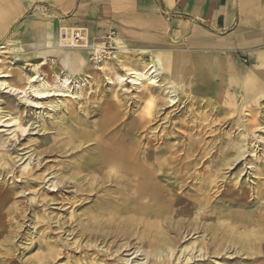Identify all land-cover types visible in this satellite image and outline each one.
Segmentation results:
<instances>
[{
    "label": "bare ground",
    "instance_id": "1",
    "mask_svg": "<svg viewBox=\"0 0 264 264\" xmlns=\"http://www.w3.org/2000/svg\"><path fill=\"white\" fill-rule=\"evenodd\" d=\"M62 27L58 40L45 46L41 63L48 64L53 52L58 66L27 77L21 70L0 68V122L17 125L24 135L21 142L17 136V149L0 137V224H6L0 230V260L203 264L229 251L243 255L247 246L264 250V215L256 214L264 211V186L239 180L246 157L264 145V125L255 113L250 118L234 113L247 100L257 104L264 74L251 69L242 74L224 59L219 71L209 72L215 66L214 61L207 66L209 57L156 54L150 64L124 65L123 75L106 77L107 84L125 81L140 88L133 104L117 91L102 90L95 91L102 106L76 108L82 92L71 99L52 97L69 95L70 80L59 69L71 75L81 70L84 57L74 48L86 47L91 32L86 26ZM4 47L0 42V55ZM161 71L172 90L155 87ZM41 99L51 100L32 112L35 117H22L23 106L41 105ZM173 105L161 118L162 107ZM176 110L180 116L171 120ZM66 113L77 120L72 130L59 121ZM94 116L99 118L90 120ZM159 120L169 129L158 135ZM239 164L242 169L232 171ZM255 171L264 173V160L248 173ZM20 247L37 254L21 260L15 254Z\"/></svg>",
    "mask_w": 264,
    "mask_h": 264
},
{
    "label": "rangeland",
    "instance_id": "2",
    "mask_svg": "<svg viewBox=\"0 0 264 264\" xmlns=\"http://www.w3.org/2000/svg\"><path fill=\"white\" fill-rule=\"evenodd\" d=\"M7 0H0V6L1 3ZM28 1V0H26ZM30 6H28V9L24 11L17 19H15L11 24L8 25L6 30L0 35V42H5L7 40H27L30 38L29 36L32 34V30H35L38 27H59L57 32L56 40H58V36H60V29L64 28L62 26L68 27V28H75L74 26L76 24H80L77 26H86L84 21L81 18H84L89 13L86 11L85 3L82 2V0H29ZM118 2V4H122L120 7V10H115L112 21L115 22V24H127V25H134L137 27L141 26H147L150 30V33H148L149 37L146 39V43L148 45H145L143 43H138L136 41H130L127 36H123L122 33L119 34V32L115 28H108L107 32L103 34L99 39H94L92 37L88 38V44L86 47H77L74 48L76 52L80 53L84 57V62L81 65V70L74 72L72 75L69 73L68 70L59 69V72L61 75H64V73L67 75V77L70 80V83L68 85V94L66 96H54L52 97V100L61 99V98H68L71 99V94L74 92H82L83 97L76 103L75 107H81V109H84L86 105L93 106V105H101L102 106V100L100 98V95L96 94L95 91L100 92L103 91H109L114 90L117 91V94L120 95L123 98H130V101L132 104L138 100L137 97L138 92L140 91V88H134L131 83L123 81L122 83H115L113 84H107L106 77L113 78L116 74H124V71L122 69H125L126 66L133 64L139 65V64H150L153 60L154 56L156 54H159V51H166V53H175V55H181L182 57H188L189 59L194 58V56L202 55L203 53H216L214 50L210 51H201L197 52L195 49H193L192 46V37L193 33H187L186 35L183 33H178V31L184 29H191V27L194 24H197L201 27H203L204 32L218 36V35H224L225 30L224 29H211L209 28V24L207 20L202 18L200 15H195L192 13V11H186L187 7L182 6V3L189 0H152L157 5V14L158 17V23L157 25H151L149 23H128V20H142L141 17H139V11H133L129 6H126L128 4H131L133 0H114ZM192 1V0H190ZM57 2V4H55ZM27 5L29 2H26ZM124 4V5H123ZM62 6V7H61ZM119 8V7H118ZM3 11H0V27L3 23L4 16L2 14ZM4 13V12H3ZM130 18V19H129ZM161 22H160V21ZM152 23H155V20H150ZM63 24V25H62ZM137 24V25H136ZM165 25V26H164ZM69 31V30H68ZM177 32V33H172ZM59 33V34H58ZM191 34V35H190ZM110 39H114L111 41ZM9 43L12 42H6L5 47L2 49L1 58L2 63L0 64L1 70L4 72H7L9 69H17L21 70L25 76H30L34 73L36 74H45L48 71V67L51 66H58L60 63V59L58 56L54 55L53 52L47 55V62L48 64H41L43 62V53L41 51H37L38 53L32 54V50L30 49H23L22 47H15L14 44L9 45ZM17 45V44H15ZM10 46V47H9ZM100 52L98 54L95 53L93 49L98 48ZM18 50L19 52H13V50ZM27 50V51H26ZM44 52V51H43ZM157 52V53H156ZM95 54V56H94ZM172 54V55H173ZM224 54L225 52H220L218 55ZM233 56H236L237 54L240 55V62L244 66V70L251 66V61L248 60L247 56L243 53L239 52H233L231 53ZM222 55V56H224ZM216 57V55H214ZM56 59L54 64H51V59ZM217 58V57H216ZM222 60V58H221ZM10 61H15L16 64L12 65ZM213 62V61H212ZM212 62H208V64H212ZM223 62V60H222ZM215 66H212L213 70H208L209 72H217L219 71L216 67L221 65V62L219 59L217 61H214ZM125 65V68L123 67ZM9 68V69H8ZM58 68V67H56ZM60 68V66H59ZM120 68V70H119ZM253 71H257L258 69L253 67ZM42 72V73H41ZM111 72V73H110ZM106 74V75H105ZM49 80L52 82H55L57 79L53 76V74L47 75ZM167 72L161 71L156 80L157 82L154 83L156 88H159L161 84H164V87H168V89L172 90L173 88L170 87L169 84H167ZM79 79V80H78ZM79 82V88L77 89L75 84ZM178 82V81H177ZM178 86V84H177ZM23 87V85H22ZM262 87L264 88V79L262 80ZM177 89V88H176ZM97 92V93H98ZM152 94H156L155 91H152ZM178 91L172 92V95L176 98L179 97ZM239 94V93H238ZM258 99L257 104L249 103V100L247 102L245 101L243 104V107H237L235 106V114H242L246 115L247 118L251 117V113H255L256 116H258L261 125H264V90L261 93H258ZM51 99H41L39 100L41 102V105L37 106H31V107H25L24 113L22 114V117H26V115L33 114V117H35V113H32L33 111H39L41 109H45L46 105L50 102ZM148 102H146L147 104ZM145 104V101L142 103L141 107L137 109V111L130 117L126 119V122L130 121L135 117L134 115H137L140 111L142 106ZM175 106H164L160 110V117L163 118L167 112L174 110ZM75 108L76 114L82 115V112L77 110ZM178 111H172L171 112V120H175L179 117ZM99 117L94 116L90 120H97ZM61 123H63L66 127L69 128V130H72L75 128L78 123L74 116L68 115L67 113L59 119ZM156 125L157 127L155 129L156 134H162L166 130L169 129V125L162 123V120L157 121ZM86 126L90 127L89 124H86ZM155 126V125H154ZM28 127V126H27ZM166 127V128H165ZM79 128V127H77ZM166 129V130H165ZM76 130H74L75 132ZM262 132V131H261ZM17 133V134H16ZM16 134V135H15ZM27 134V133H25ZM264 134V133H263ZM5 137L6 145L9 147H12L14 149H17L19 147L18 145V139L17 136H20V130L18 129L17 125L13 124H4L0 122V137ZM24 135L19 137L20 142L22 141ZM83 138V136L81 137ZM24 152V151H23ZM22 151L19 152V156L22 155ZM60 157H53L52 160L58 161ZM62 159V158H61ZM264 160V145L263 147L257 151L256 155L255 153L249 154L246 157V164L243 171H241V174L239 176V180H243L246 185H250V182L252 181H258V185L263 187L264 185V173L262 175L257 174V171L255 173H248L250 167L254 164L258 165V168L261 166ZM22 162V160L20 161ZM17 162L16 166L20 163ZM49 163H53L50 161ZM60 166V164H58ZM242 169V164H239L235 169H232V171H240ZM16 180L19 181L18 178ZM249 180V181H248ZM46 181V179L44 180ZM19 184H23L22 182H19ZM47 184L41 185L42 188L47 189ZM257 185V186H258ZM27 193V192H26ZM19 196V195H17ZM258 215H264V211H261L259 213L256 212ZM6 225V224H5ZM5 225L0 224V230L3 229ZM3 226V227H2ZM23 233V231H21ZM15 254L20 255L19 258L25 259L29 256L32 257V255L37 254V250H33L30 253H27L25 250H22V248H18L15 251ZM95 253L92 252V255ZM229 254L231 258L229 257ZM243 255H235L232 251H229L227 255H225V258H220V256H216L217 262L210 261L203 264H218L219 262H223V264H259V261L264 258V250L261 248H255V246H247L244 248ZM247 254V260L245 261V255ZM255 257V260L253 258ZM257 257V258H256ZM229 258V259H228ZM228 259V260H227ZM214 260V258H213ZM0 264H15L14 262L9 261L8 259H1ZM192 264V263H191Z\"/></svg>",
    "mask_w": 264,
    "mask_h": 264
},
{
    "label": "crops",
    "instance_id": "3",
    "mask_svg": "<svg viewBox=\"0 0 264 264\" xmlns=\"http://www.w3.org/2000/svg\"><path fill=\"white\" fill-rule=\"evenodd\" d=\"M26 2H29V4L27 5ZM82 2L85 3L86 11L89 14L81 19L86 24V27L90 29V37L97 40L107 32L108 28H115L123 36L128 35L130 41L148 45L146 39L149 37L148 33H150V30L147 26L137 27L120 23L115 24L113 22L114 20L112 21L115 16L114 11L120 10L122 4H118L114 0H82ZM30 4L29 0H7L6 3L5 1L1 3L0 11L4 12L2 14L5 20L0 27V35L6 30L9 24L28 9ZM126 6H129L131 9L133 7V11H139L138 16L142 19L137 21L129 18L128 23L159 24L158 18H156V16L158 17L156 12L158 8L152 0H133L131 4ZM182 6H188L184 10L192 11L195 15L204 17L209 24V28L225 30L224 35L215 36L204 32L203 27L194 24L191 27L192 30L189 28L184 29V26L182 30L178 31V33L181 32L185 35L187 33H193L192 46L198 53L207 50H214L216 52L203 53L202 55L194 57L206 56L211 58L210 62L217 61V59L222 62L224 59L225 62L239 67L242 74L246 70H254L253 67L257 68L258 72L264 74V0H189L187 2L184 1ZM150 20H155L156 22L152 23ZM58 28L40 26L32 30V34L27 40L15 41L10 39L3 43L12 42L9 45L13 43L22 44L23 49L32 50L33 55L38 53L37 51H41L44 54L47 51L45 46L51 45L52 41L56 39ZM13 52L19 51L13 50ZM220 52H225V55L222 54L224 56L221 55L220 57L218 55ZM233 52L245 54L248 60L251 61V66L244 70L245 68L240 62V55L233 56L231 54ZM159 53L160 56L173 54L166 53V51H159Z\"/></svg>",
    "mask_w": 264,
    "mask_h": 264
}]
</instances>
